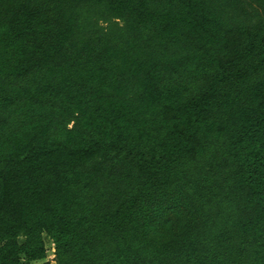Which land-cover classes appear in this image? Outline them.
I'll return each instance as SVG.
<instances>
[{
  "label": "trees",
  "instance_id": "trees-1",
  "mask_svg": "<svg viewBox=\"0 0 264 264\" xmlns=\"http://www.w3.org/2000/svg\"><path fill=\"white\" fill-rule=\"evenodd\" d=\"M46 235L56 264H264V0H0V264Z\"/></svg>",
  "mask_w": 264,
  "mask_h": 264
},
{
  "label": "rangeland",
  "instance_id": "rangeland-1",
  "mask_svg": "<svg viewBox=\"0 0 264 264\" xmlns=\"http://www.w3.org/2000/svg\"><path fill=\"white\" fill-rule=\"evenodd\" d=\"M46 245L48 248V254H47V261H49L50 264H56V262L53 260L54 256V249H53V243L50 241L49 237L45 236ZM52 244V245H51Z\"/></svg>",
  "mask_w": 264,
  "mask_h": 264
},
{
  "label": "crops",
  "instance_id": "crops-1",
  "mask_svg": "<svg viewBox=\"0 0 264 264\" xmlns=\"http://www.w3.org/2000/svg\"><path fill=\"white\" fill-rule=\"evenodd\" d=\"M33 264H39V262H34Z\"/></svg>",
  "mask_w": 264,
  "mask_h": 264
},
{
  "label": "built area",
  "instance_id": "built-area-1",
  "mask_svg": "<svg viewBox=\"0 0 264 264\" xmlns=\"http://www.w3.org/2000/svg\"><path fill=\"white\" fill-rule=\"evenodd\" d=\"M54 257V256H53Z\"/></svg>",
  "mask_w": 264,
  "mask_h": 264
}]
</instances>
